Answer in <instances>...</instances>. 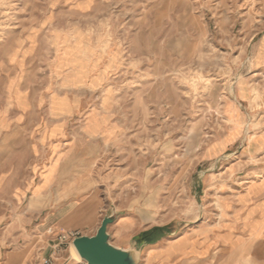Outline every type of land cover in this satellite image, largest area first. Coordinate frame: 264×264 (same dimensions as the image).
<instances>
[{"label": "rangeland", "instance_id": "1", "mask_svg": "<svg viewBox=\"0 0 264 264\" xmlns=\"http://www.w3.org/2000/svg\"><path fill=\"white\" fill-rule=\"evenodd\" d=\"M0 115L1 259L68 205L166 228L139 264H264V0H0Z\"/></svg>", "mask_w": 264, "mask_h": 264}, {"label": "crops", "instance_id": "2", "mask_svg": "<svg viewBox=\"0 0 264 264\" xmlns=\"http://www.w3.org/2000/svg\"><path fill=\"white\" fill-rule=\"evenodd\" d=\"M19 115V113L17 114ZM1 116V115H0ZM13 122L16 123L17 119H13ZM13 124L12 126H14ZM21 125L18 126V129ZM15 128V127H14ZM24 128L26 126L24 125ZM3 164L0 161V165ZM9 164H15L13 161L9 162ZM27 164H33L31 157H29L26 161ZM42 185L41 192H43L47 184ZM88 210L85 209H76L70 208L68 205H61L57 209L51 211L49 216H46L36 227L35 231L30 235H27L24 239L23 244L17 249L12 250L11 252H17L18 254V262L15 260L9 262L8 253L4 256L3 259L0 258V264H58L57 259L55 258V254L57 251L58 243L56 241L59 240L51 238L50 235L53 232H56L58 236H60L63 232H68L71 229H78L85 225V219L88 214ZM52 229L51 232L49 230ZM77 232V231H73ZM79 233V232H78ZM81 235V234H79ZM162 238H156L154 243H150L148 245L154 246L157 244ZM156 251L154 253L155 256L159 257L161 260H170V257H182V260H187V258H191L192 253L186 254H171L169 252H165V249L162 247H152L151 251ZM195 258H197L195 256ZM199 259L202 258L199 255Z\"/></svg>", "mask_w": 264, "mask_h": 264}, {"label": "water", "instance_id": "3", "mask_svg": "<svg viewBox=\"0 0 264 264\" xmlns=\"http://www.w3.org/2000/svg\"><path fill=\"white\" fill-rule=\"evenodd\" d=\"M112 212L102 218L97 231L93 235H79L72 244L86 264H139L142 245H148L140 236L131 241L129 247H121L111 242L108 227L117 218Z\"/></svg>", "mask_w": 264, "mask_h": 264}, {"label": "trees", "instance_id": "4", "mask_svg": "<svg viewBox=\"0 0 264 264\" xmlns=\"http://www.w3.org/2000/svg\"><path fill=\"white\" fill-rule=\"evenodd\" d=\"M155 230L160 231V232L162 233V235H161V237H162L163 234H164V232L166 231V228L157 227V228L152 229V230L149 231V232H145V233L142 234V236H140V240H146L149 244H150V243H154V240H155V239H153V240H152V239H149L148 236H149L150 233H152V232L155 231Z\"/></svg>", "mask_w": 264, "mask_h": 264}, {"label": "built area", "instance_id": "5", "mask_svg": "<svg viewBox=\"0 0 264 264\" xmlns=\"http://www.w3.org/2000/svg\"><path fill=\"white\" fill-rule=\"evenodd\" d=\"M77 236H79V233H78V232H70V233L67 232V233L61 234V235L59 236V240H60L59 245H60L62 242L66 241V240H68V239H74V238L77 237Z\"/></svg>", "mask_w": 264, "mask_h": 264}, {"label": "bare ground", "instance_id": "6", "mask_svg": "<svg viewBox=\"0 0 264 264\" xmlns=\"http://www.w3.org/2000/svg\"><path fill=\"white\" fill-rule=\"evenodd\" d=\"M73 254L76 257V259L81 262L82 264H86V262L80 257L79 253L76 251V249L73 246ZM74 257V258H75Z\"/></svg>", "mask_w": 264, "mask_h": 264}]
</instances>
